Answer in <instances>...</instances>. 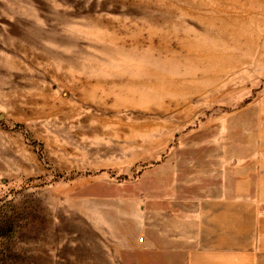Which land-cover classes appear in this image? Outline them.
Segmentation results:
<instances>
[{
  "label": "rangeland",
  "instance_id": "1",
  "mask_svg": "<svg viewBox=\"0 0 264 264\" xmlns=\"http://www.w3.org/2000/svg\"><path fill=\"white\" fill-rule=\"evenodd\" d=\"M263 90L264 0H0V264H113Z\"/></svg>",
  "mask_w": 264,
  "mask_h": 264
},
{
  "label": "crops",
  "instance_id": "2",
  "mask_svg": "<svg viewBox=\"0 0 264 264\" xmlns=\"http://www.w3.org/2000/svg\"><path fill=\"white\" fill-rule=\"evenodd\" d=\"M207 155L201 183L161 184L113 264H264V90ZM248 111V114L245 112ZM229 129V127H228Z\"/></svg>",
  "mask_w": 264,
  "mask_h": 264
}]
</instances>
